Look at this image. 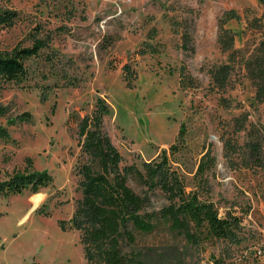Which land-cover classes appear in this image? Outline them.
Segmentation results:
<instances>
[{
    "label": "rangeland",
    "instance_id": "1",
    "mask_svg": "<svg viewBox=\"0 0 264 264\" xmlns=\"http://www.w3.org/2000/svg\"><path fill=\"white\" fill-rule=\"evenodd\" d=\"M0 5L19 14L13 25L0 27V51L31 45L36 33L50 38L47 48L26 61L25 76L1 92L0 104L12 114L31 112L33 121L9 125L10 137L0 138V177L24 169L28 157L34 168L53 176L37 192L0 196V264H88L81 232L69 222L81 197L75 174L81 147L72 116L91 114L98 97L109 105L104 128L123 165L135 163L144 171L143 162L160 161L166 150L186 190L198 189L221 215L240 217L238 243L205 236L190 243L160 221L125 247L138 255L135 264H264V165H257L246 145L253 122L264 154V102L255 99L248 72L264 38L259 0ZM222 29L228 30L224 36ZM224 64L228 78L217 82L215 73ZM246 113L239 129L237 119ZM0 122L7 125V116ZM208 150L216 163L196 175ZM128 182L137 192L146 189L136 178ZM166 203L157 188L153 209Z\"/></svg>",
    "mask_w": 264,
    "mask_h": 264
},
{
    "label": "trees",
    "instance_id": "2",
    "mask_svg": "<svg viewBox=\"0 0 264 264\" xmlns=\"http://www.w3.org/2000/svg\"><path fill=\"white\" fill-rule=\"evenodd\" d=\"M264 7V0H259ZM18 11L0 5V27L13 25L18 19ZM223 36L228 33L222 29ZM233 37H230L232 40ZM50 44L49 36L33 34L32 44L15 45L10 50L0 51V95L5 84L20 81L27 72L26 61L38 56ZM145 53V51H141ZM127 69V70H126ZM127 79L130 67L124 66ZM248 72L255 83V99L264 102V38L256 54L248 63ZM229 75V65L224 64L215 73L217 82L225 83ZM130 80V79H129ZM223 85V84H222ZM42 99H45L43 94ZM229 107V102H226ZM10 108L0 104V116H7V125L0 122V138H9V125L32 122L29 111L12 114ZM109 113V105L103 97H98L91 114L75 117L78 121L77 140L81 147L80 159L75 168L81 197L69 222L81 232V241L88 264H135L138 255L126 251L136 243L138 232L151 231L158 222L167 221L173 231L184 235L190 243L198 244L205 236L218 240L238 243L240 217L227 213L221 215L214 201L203 197L197 190H186L183 180L168 165L167 151L163 150L158 162H143L142 171L135 163L123 165V156L104 128V117ZM248 114L237 122L244 127ZM247 147L258 166L264 165V154L259 136L255 134V124L249 122ZM182 129H180L181 135ZM175 144L170 150L175 149ZM22 170H14L0 177V196L18 194L24 190L37 192L53 181L48 170L33 167L32 159ZM215 156L206 151L200 160L196 175L204 174L215 165ZM136 178L146 187L137 192L129 185V179ZM209 180L205 178V186ZM159 188L168 203L158 209L152 207V194Z\"/></svg>",
    "mask_w": 264,
    "mask_h": 264
}]
</instances>
